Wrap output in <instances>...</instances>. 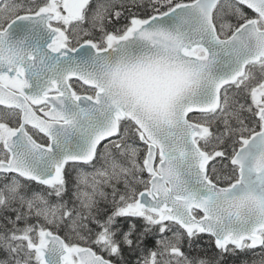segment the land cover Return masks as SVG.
Segmentation results:
<instances>
[{"label":"snow or ice","instance_id":"1","mask_svg":"<svg viewBox=\"0 0 264 264\" xmlns=\"http://www.w3.org/2000/svg\"><path fill=\"white\" fill-rule=\"evenodd\" d=\"M0 264H264V0H0Z\"/></svg>","mask_w":264,"mask_h":264}]
</instances>
